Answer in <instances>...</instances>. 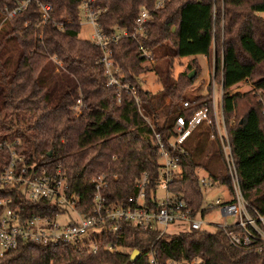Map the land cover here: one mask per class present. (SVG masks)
Listing matches in <instances>:
<instances>
[{
    "label": "trees",
    "instance_id": "trees-1",
    "mask_svg": "<svg viewBox=\"0 0 264 264\" xmlns=\"http://www.w3.org/2000/svg\"><path fill=\"white\" fill-rule=\"evenodd\" d=\"M82 1L32 0L7 19L4 9H13L19 0H0V172L9 163L10 149L30 168L26 173H55L59 167L68 194L79 199V209L91 207L98 176H105L103 194L108 201L122 202L137 194L136 184L146 173L147 200H151L159 158L153 132L163 135L177 116L189 119L203 104L211 111L210 100L184 98L185 87L196 76H187L196 70L195 58L176 80L170 77L171 61L212 53L213 82L221 87L222 116L240 190L264 216V19L258 16L264 12V0H163L155 10L157 0H96L93 10H105L96 17L105 33L114 26L130 29L141 8L151 13L144 37L124 38L111 46L124 79L135 83L139 76L155 71L161 81L155 94L136 84L139 104L126 93L117 101L106 86L100 49L79 37ZM39 4L51 7L50 18L42 24ZM62 8L73 23L57 24L53 19ZM139 44L150 51L154 65L143 64ZM246 80L252 81L253 95H234L231 109L225 110L226 92ZM78 99L85 111L74 116L71 107ZM185 101L191 107L184 109ZM211 132L205 123L194 129L186 153L176 154L182 174L169 185L170 192L196 210L203 201L200 171L214 185L224 186L229 194L231 190L219 143ZM218 163L222 168H216ZM0 196L10 198V208L20 219L50 217L58 211L46 200L26 201L7 185H0ZM103 243L113 248L93 252L64 243L19 242L0 257V264H150L151 254L158 264H264V249L235 248L217 227L159 236L124 224L118 232L105 234ZM133 251L139 256L131 263Z\"/></svg>",
    "mask_w": 264,
    "mask_h": 264
},
{
    "label": "built area",
    "instance_id": "built-area-1",
    "mask_svg": "<svg viewBox=\"0 0 264 264\" xmlns=\"http://www.w3.org/2000/svg\"><path fill=\"white\" fill-rule=\"evenodd\" d=\"M32 0H19L13 9H4V17L9 19L22 11ZM163 0H157L154 10L159 8ZM96 0H83L79 7V20H82L93 29L91 42L101 51L100 63L103 67V75L106 86L113 89L120 101L122 93L129 94L139 104L136 84H140L139 77L132 83L122 75L120 68L114 59L112 45L124 38L139 40L145 36L146 23L151 19V13L141 8L133 21L130 29L114 26L105 33L96 22L97 14L105 10L94 11L92 6ZM41 21L44 23L50 18L51 7L39 4ZM57 24L63 23L56 16L53 18ZM75 20L64 23H73ZM139 58L144 65L152 66L156 60L142 45L138 46ZM214 84V82H213ZM221 110L217 113L214 95L211 100V111L207 104L194 112L189 119L177 116L172 128L164 134L153 132L154 141L158 147V180L154 190H151V200H147L149 179L146 173L142 174L136 184L137 194L128 199L110 202L104 196L103 190L107 186L105 176H98L94 181L91 207L79 209V199L68 194V184L65 173L58 167L55 173H47L40 170L38 174L26 173L29 167L22 164L21 156H18L10 148V160L8 165L0 172V185L15 188L22 197L29 202L40 200L49 201L58 208L52 216H32L20 219L18 214L10 208V198L0 196V257L9 250L14 249L19 242H32L40 244L64 243L82 247L96 252L100 247L111 250L113 247L103 243V237L107 233L118 232L122 225L127 224L141 230L156 231L159 236L169 232V226L177 227V231L201 230L211 228L213 224L206 222L203 216L213 208H219L221 216L230 217L233 222L222 223L217 228L224 231L230 245L235 248H253L254 251L264 249V216L254 210L244 199L240 190L237 171L231 156V149L224 126L222 116V91L220 88ZM260 101V99L258 100ZM75 108H85L81 99L76 101ZM191 107V103L185 101L183 108ZM211 112V117H210ZM78 116V115H76ZM264 120V108L262 110ZM150 123V119H146ZM205 123L212 132L211 138L219 143L226 170L230 179V194L227 191L226 200L215 199L212 203H204L199 209L192 208L187 202L179 199L170 192L169 185L182 174L179 163V153H186V142L194 129ZM17 142H14L15 145ZM17 163H20L17 166ZM30 169V168H29ZM200 176L199 185L203 188L215 186L204 172ZM164 191L162 199L158 200L157 190ZM67 213V214H66ZM73 216H71V214ZM66 216L67 221L58 223L59 216ZM150 264H158L153 255L149 256Z\"/></svg>",
    "mask_w": 264,
    "mask_h": 264
},
{
    "label": "rangeland",
    "instance_id": "rangeland-1",
    "mask_svg": "<svg viewBox=\"0 0 264 264\" xmlns=\"http://www.w3.org/2000/svg\"><path fill=\"white\" fill-rule=\"evenodd\" d=\"M246 8L247 7L245 6L237 10H245ZM258 16L264 19V12L259 13ZM57 17L58 19H61L63 23L66 21L69 22L73 20V18H71L66 13L64 8H62L61 11H59V13L57 14ZM92 35H93L92 27L88 24H85L84 21L82 20L79 37L82 39L91 40ZM193 58H195L193 62L197 65L195 66L196 70H191L188 72V74L194 71L196 76L194 77L193 80H191V83L185 87L184 98L188 100H193L195 97H203L205 98V100L211 101L214 95V102H215L216 110H217V113L220 114V110H221L220 88L221 87L218 85V83L213 84L214 58H213L212 53H210V55L207 56V59H206V56L204 55L172 59L170 77L173 80H176L179 77L180 73H186L187 65L190 64ZM139 80L141 82V85L144 87V89L148 90L152 94L159 92L162 88L161 81L155 71H151V72H148L146 74L139 76ZM236 94L253 95L252 81L251 80L243 81L233 86L226 92V95L224 98L225 110L231 109L232 98ZM168 101L169 100L167 99L166 103ZM76 104L77 103L75 102L73 107H71V112H72V115L79 116L85 111V108H83L82 110H80L79 108H75L74 106ZM239 117H240V114L236 116V118H239ZM215 166H217L216 168H222L221 164L219 163ZM200 176L204 177L205 175L200 171ZM261 189L263 191L264 186H262ZM202 193H203V200L205 204L212 203L215 199L226 200L228 198L226 188L222 185H215V186H212L211 188L209 187L203 188ZM163 196H164V191L161 189H158L157 190L158 200L162 199ZM70 214L71 216H73L72 213ZM203 219L206 222L213 224V226H211V228L213 229L224 222L227 224H230L233 222V219L230 217H227L226 219H224L221 216L219 208H213L210 211L206 212L205 215L203 216ZM56 220L58 221V223H64L65 221H67V218L66 216L62 215V216L57 217ZM168 229H169V232H175L178 230L177 227H173V226L171 227L169 226ZM170 264H182V263H170Z\"/></svg>",
    "mask_w": 264,
    "mask_h": 264
},
{
    "label": "water",
    "instance_id": "water-1",
    "mask_svg": "<svg viewBox=\"0 0 264 264\" xmlns=\"http://www.w3.org/2000/svg\"><path fill=\"white\" fill-rule=\"evenodd\" d=\"M194 75H195L194 71L191 72V73H189V74H188V79H192V78L194 77ZM138 256H139V252H138V251H133V252L130 254V259H129V261H130L131 263H133V262L136 260V258H137Z\"/></svg>",
    "mask_w": 264,
    "mask_h": 264
},
{
    "label": "crops",
    "instance_id": "crops-1",
    "mask_svg": "<svg viewBox=\"0 0 264 264\" xmlns=\"http://www.w3.org/2000/svg\"><path fill=\"white\" fill-rule=\"evenodd\" d=\"M206 59H207V57H206ZM203 174H204V172L203 171H201Z\"/></svg>",
    "mask_w": 264,
    "mask_h": 264
}]
</instances>
